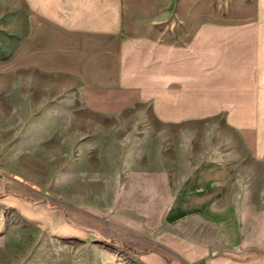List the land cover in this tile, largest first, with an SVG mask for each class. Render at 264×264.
<instances>
[{
  "label": "crops",
  "instance_id": "0c3cea01",
  "mask_svg": "<svg viewBox=\"0 0 264 264\" xmlns=\"http://www.w3.org/2000/svg\"><path fill=\"white\" fill-rule=\"evenodd\" d=\"M104 2L18 0L13 10L0 0V170L20 180L9 186L27 195L39 187L54 193L50 148L59 138L65 200L79 196L86 202V181L73 180L72 163L77 133L80 151L87 148L89 110L97 112L96 122L110 120L111 132H125L123 138L150 135L152 123L160 124L163 137L174 126L170 133L186 138L182 129L190 127L193 140H207L194 150L121 148L120 165L143 162L147 171L142 190L136 182L133 189L129 176L122 191L134 201L162 204L166 229H191L174 233L188 250L211 249L189 237L195 228L210 229L223 249L242 247L243 170L248 161L264 165V0H111L110 15L98 13ZM132 41L174 52L175 65L127 66L124 52ZM57 79L77 93L85 112L78 132L71 118L57 129V108L72 106L71 99L50 97L49 85L54 92ZM137 104L175 107L176 113H125ZM103 129L96 127V133ZM154 164L159 189L151 185ZM2 201L33 216L34 206L23 197L10 194ZM136 220L123 215L115 225L140 233L145 227ZM79 221L88 224L86 217Z\"/></svg>",
  "mask_w": 264,
  "mask_h": 264
},
{
  "label": "rangeland",
  "instance_id": "374dc122",
  "mask_svg": "<svg viewBox=\"0 0 264 264\" xmlns=\"http://www.w3.org/2000/svg\"><path fill=\"white\" fill-rule=\"evenodd\" d=\"M6 1L8 7L14 10L18 0ZM111 12V0H105L103 10L98 13L110 15ZM124 56L127 66L139 69L161 66L170 68L175 65L174 52L146 41L129 42ZM56 82L54 92L49 85L50 97L54 93L57 99L72 100L71 107L57 108L62 112L56 114L57 129L63 130L71 118L73 132H78L79 115L85 113L76 102L78 95L74 90L67 91L64 88L67 85L64 80L57 79ZM45 93L41 91V95ZM125 113L139 116L174 114L176 108L137 104ZM86 114L87 134L83 142H87V148L80 151L77 133L76 140L73 139L76 145H73L72 163L73 180L86 181V202H79V196H73L72 202L65 200L63 171L59 170L63 160V154L60 155L63 151L62 139H54V147L50 148V161H54L56 169L53 172L56 173V185L50 189L54 193L49 190L41 192L44 190L40 187L37 188L40 192L28 195L13 191L9 184L17 178L0 170L4 175L0 184V264H259L264 259V165L248 161L243 170L246 181L239 207L245 218L244 245L238 249H223L218 236L212 235L210 229L195 228L189 237L204 240L211 249L208 252L188 250L177 241V238L183 236L174 233L191 229H166L160 217L162 204L134 201V195L123 193L122 185L128 181L129 176L133 180V189H138V186H134L136 182L142 190L147 171H144L143 162L138 164L132 161L130 167L124 163L120 165L118 160L122 156L119 151L127 145L150 148L152 152L160 146L175 145L194 150L207 140H193L190 127L182 129L186 138L176 139L175 134L170 133L176 130L174 126L167 127L169 133L163 137L159 123H152L150 135L141 132L139 137L123 138L125 132H111L113 124L110 120L96 122L97 112L94 110ZM98 126L104 129L97 134ZM152 157L154 162L156 155ZM155 165L151 170V185L159 189L160 170ZM10 194L23 197L32 204L33 216L26 217L16 207L4 203L2 200ZM123 215L133 216L145 228L140 233H133L116 226L117 218ZM75 216H78L77 219ZM79 216L86 217L88 224L80 223Z\"/></svg>",
  "mask_w": 264,
  "mask_h": 264
},
{
  "label": "built area",
  "instance_id": "2783aa9c",
  "mask_svg": "<svg viewBox=\"0 0 264 264\" xmlns=\"http://www.w3.org/2000/svg\"><path fill=\"white\" fill-rule=\"evenodd\" d=\"M4 179L3 173L0 172V184L2 183V180Z\"/></svg>",
  "mask_w": 264,
  "mask_h": 264
}]
</instances>
